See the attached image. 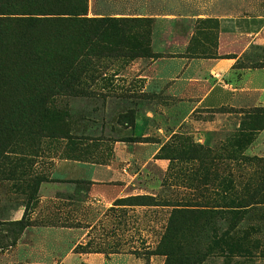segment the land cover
Listing matches in <instances>:
<instances>
[{
    "label": "rangeland",
    "instance_id": "rangeland-1",
    "mask_svg": "<svg viewBox=\"0 0 264 264\" xmlns=\"http://www.w3.org/2000/svg\"><path fill=\"white\" fill-rule=\"evenodd\" d=\"M16 4L0 0L8 9L0 12L16 13ZM232 15L264 17V0H87V17L150 20L148 54L93 59L99 72L87 95L50 90L52 75L25 59L35 38L49 61L67 58L84 43L79 24L26 29L0 18V252L10 254L2 264H14L25 227L46 225L65 227L59 237L78 241L76 250L116 254L117 264L120 253L127 264H263L264 127L245 118L262 102L250 89L234 106L191 113L185 60L173 59L220 57L219 22ZM221 57L235 59L233 85L244 86L248 68L258 70L252 88L264 84V43ZM168 67L177 79L160 76ZM137 113L148 114L146 137L132 131ZM138 141L163 142L153 157L165 169L151 164L117 204L81 202L89 182L68 167L109 163L116 147L135 152ZM74 182L76 192L61 184ZM69 204L80 215H62Z\"/></svg>",
    "mask_w": 264,
    "mask_h": 264
},
{
    "label": "crops",
    "instance_id": "crops-1",
    "mask_svg": "<svg viewBox=\"0 0 264 264\" xmlns=\"http://www.w3.org/2000/svg\"><path fill=\"white\" fill-rule=\"evenodd\" d=\"M217 41V51L220 57L216 58H188L179 59L173 57L175 61L185 60L184 73L188 74L187 86L189 87L187 93L192 98V111L195 109H215L221 108L227 105H235L236 102L247 95H251L250 89L255 90L253 95L260 98L264 107V84L258 87H253L250 84H254L258 79V70L251 71L248 68L250 74L245 81L244 86L239 84L233 85L229 78L232 71V64L235 61L232 57H221L230 53L235 49L246 48L250 43H264V17L251 16V15H232L221 17L219 22ZM257 69V68H255ZM250 71V72H249ZM175 70L171 67L163 68L160 72L161 77L175 78ZM240 115H244V112L240 111ZM191 118V117H190ZM188 116L185 117V121L190 120ZM149 124L148 114L137 113L134 119V125L132 131L134 135L139 137H146L147 126ZM210 123H207L209 126ZM163 144L154 141H138L132 143L134 150H130L126 144L120 145L115 148L114 159L109 163H90L85 166H69L68 174L71 178L76 180H87L88 191L87 197L82 199L81 202H92L100 204V206L113 205V201L117 198H122L129 188L134 183H137L138 178L145 174V170L150 168L151 164L158 166L163 171L167 166V161L164 159H154L160 146ZM134 163L138 164V169L133 170ZM156 163V164H155ZM65 185V189L68 191H74V183H61ZM73 187V190H71ZM48 198L47 196H45ZM55 201L59 199L54 197ZM73 204L68 205L67 211L62 209V215L74 216L80 215L77 209L70 210ZM76 207V206H75ZM21 215V212H16V219ZM63 230L67 232L65 227H55L51 225L46 226H28L25 227L16 239L13 246L12 256L14 257V264H117L116 254L106 255L99 251H79L76 250L78 241L69 246L67 240L61 239L59 234L63 233ZM32 234V236L30 235ZM41 234L35 237L34 234ZM28 234V235H27ZM42 234H48L42 236ZM7 251V250H6ZM0 252V264L5 261H10L9 252ZM120 255L119 259H123L124 264H127L125 254ZM123 255V258L121 257ZM130 264V263H128ZM264 264V261H263Z\"/></svg>",
    "mask_w": 264,
    "mask_h": 264
},
{
    "label": "trees",
    "instance_id": "trees-1",
    "mask_svg": "<svg viewBox=\"0 0 264 264\" xmlns=\"http://www.w3.org/2000/svg\"><path fill=\"white\" fill-rule=\"evenodd\" d=\"M16 1L20 3V6L16 4L18 7L16 13L0 12L1 20L16 18L28 24L26 29L43 22L80 25L76 36L80 35L83 38V45L73 47L70 55L59 62L49 61L47 57L49 52L38 50L41 47L39 45L41 39L35 38L34 43L30 44L31 50L25 55V59L29 63L37 64L43 73L48 72V75H52L53 85H50V90L67 91L70 95H87L89 87L98 78V69L90 67L93 59L97 61L101 57L133 58L148 54L149 19L143 17H87V0ZM4 10L8 9L0 8V11ZM245 118L256 119L258 128H263L264 108L248 111L245 113ZM156 155L159 156V152ZM128 199L136 200L139 197ZM117 201L119 199L113 204H117ZM175 246L179 247L177 243ZM175 246L171 247V251L175 250ZM185 258H189L187 254Z\"/></svg>",
    "mask_w": 264,
    "mask_h": 264
}]
</instances>
